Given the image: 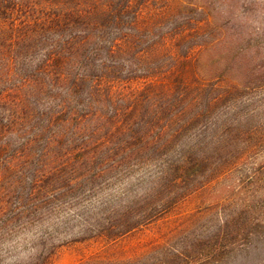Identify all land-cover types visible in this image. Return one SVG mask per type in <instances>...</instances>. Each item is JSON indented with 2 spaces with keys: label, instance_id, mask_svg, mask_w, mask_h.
<instances>
[{
  "label": "trees",
  "instance_id": "1",
  "mask_svg": "<svg viewBox=\"0 0 264 264\" xmlns=\"http://www.w3.org/2000/svg\"><path fill=\"white\" fill-rule=\"evenodd\" d=\"M98 5L0 0V22H10L8 86L0 94V239L123 178L150 176L151 192L168 182L182 189L187 174L197 176L196 165L187 167L189 134L210 128L229 98L264 91L259 51L224 47L225 36L211 31L176 57L160 49L168 36L129 17L130 4ZM205 54L225 63L209 71L212 80L166 82L178 64L197 69ZM198 153L197 162L209 155ZM166 206L109 235L139 228Z\"/></svg>",
  "mask_w": 264,
  "mask_h": 264
},
{
  "label": "rangeland",
  "instance_id": "2",
  "mask_svg": "<svg viewBox=\"0 0 264 264\" xmlns=\"http://www.w3.org/2000/svg\"><path fill=\"white\" fill-rule=\"evenodd\" d=\"M96 1L100 9L109 1L130 4L129 17L157 38L168 36L160 49L176 57L202 44V35L211 31L225 36L224 47L264 57V0ZM2 20L0 94L8 86L4 35L10 27ZM178 66L166 82L209 81V71L225 63L205 54L197 69ZM256 93L229 98L210 128L189 134L187 167L190 172L196 165L197 176L187 174L182 189L168 182L151 192L154 178H123L0 239V264H264V91ZM197 153L208 159L197 162ZM166 204L154 220L122 236L109 235L113 226L143 219Z\"/></svg>",
  "mask_w": 264,
  "mask_h": 264
}]
</instances>
